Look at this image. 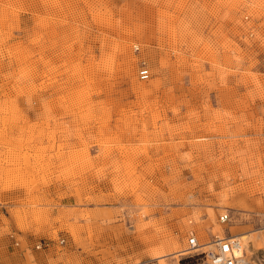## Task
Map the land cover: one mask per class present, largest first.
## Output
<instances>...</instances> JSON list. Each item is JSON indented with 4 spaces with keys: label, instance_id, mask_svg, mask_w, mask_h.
Masks as SVG:
<instances>
[{
    "label": "rangeland",
    "instance_id": "rangeland-1",
    "mask_svg": "<svg viewBox=\"0 0 264 264\" xmlns=\"http://www.w3.org/2000/svg\"><path fill=\"white\" fill-rule=\"evenodd\" d=\"M234 227L264 240V0H0V264H200Z\"/></svg>",
    "mask_w": 264,
    "mask_h": 264
},
{
    "label": "built area",
    "instance_id": "built-area-1",
    "mask_svg": "<svg viewBox=\"0 0 264 264\" xmlns=\"http://www.w3.org/2000/svg\"><path fill=\"white\" fill-rule=\"evenodd\" d=\"M133 49L138 50L139 46L135 44L133 45ZM138 77L141 80L149 78V71L144 63L139 67ZM229 219V213L227 212L220 214L218 217L221 223L227 222ZM189 243L191 248H195L197 245L193 237H190ZM213 243L215 247L213 250L194 252L190 255H196L197 258H200V264H251L250 260L242 256V246L238 237L230 233L225 234L222 238L216 235L213 238Z\"/></svg>",
    "mask_w": 264,
    "mask_h": 264
},
{
    "label": "bare ground",
    "instance_id": "bare-ground-1",
    "mask_svg": "<svg viewBox=\"0 0 264 264\" xmlns=\"http://www.w3.org/2000/svg\"><path fill=\"white\" fill-rule=\"evenodd\" d=\"M147 67V66H146ZM148 69V67H147ZM139 70V69H138ZM149 71V69H148ZM150 74V73H149ZM147 80V79H146ZM239 195V194H238ZM239 196H242L241 194ZM244 197V196H243ZM231 232H234V236L238 237V239L240 240L241 242V246H242V249H241V253H242V256L245 258V259H248L246 257V253L247 254H250V255H254L256 253L257 250H263V254H264V240L260 237V236H255L254 233L252 232H243V230H239L238 228L235 229H231ZM231 234V235H233ZM218 236L220 238H222L225 233L223 234H214L212 236V238L207 242L208 244V248L206 250H202V251H207V250H213L215 247H214V243H213V238L214 236ZM190 237H193L195 239V242H196V247L195 248H191V245L189 243V239ZM188 245H189V248L190 249H196L198 248L199 246H201L199 244V240H198V237L197 235L195 234L194 231H191L189 233V237H188ZM257 257V256H256ZM249 260V259H248ZM258 260V259H257ZM251 264H264V255H263V258L262 259H259L258 262H253L250 260Z\"/></svg>",
    "mask_w": 264,
    "mask_h": 264
},
{
    "label": "trees",
    "instance_id": "trees-1",
    "mask_svg": "<svg viewBox=\"0 0 264 264\" xmlns=\"http://www.w3.org/2000/svg\"><path fill=\"white\" fill-rule=\"evenodd\" d=\"M193 260L191 258H188V259H182L180 260V264H186L188 262H192Z\"/></svg>",
    "mask_w": 264,
    "mask_h": 264
}]
</instances>
